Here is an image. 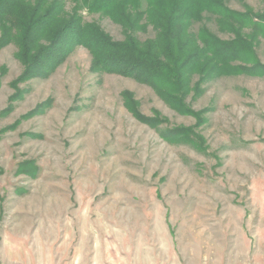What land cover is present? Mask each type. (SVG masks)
I'll use <instances>...</instances> for the list:
<instances>
[{
	"label": "rangeland",
	"instance_id": "374dc122",
	"mask_svg": "<svg viewBox=\"0 0 264 264\" xmlns=\"http://www.w3.org/2000/svg\"><path fill=\"white\" fill-rule=\"evenodd\" d=\"M226 6L264 14V0ZM201 28L234 38L209 15ZM254 45L258 65H235L257 73L208 81L182 110L94 72L86 49L24 79L17 47L2 48L0 264H264V37Z\"/></svg>",
	"mask_w": 264,
	"mask_h": 264
},
{
	"label": "trees",
	"instance_id": "16d2710c",
	"mask_svg": "<svg viewBox=\"0 0 264 264\" xmlns=\"http://www.w3.org/2000/svg\"><path fill=\"white\" fill-rule=\"evenodd\" d=\"M226 1L0 0V50L15 45L24 79H33L49 77L83 48L94 72L133 79L182 110L192 94L204 93L206 82L253 75L261 67L235 63H258L254 43L264 37V14L232 10ZM85 13L109 18L124 38L114 39ZM206 15L234 38L222 40L207 28L195 32ZM150 28L154 37L142 40Z\"/></svg>",
	"mask_w": 264,
	"mask_h": 264
}]
</instances>
